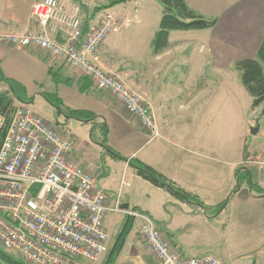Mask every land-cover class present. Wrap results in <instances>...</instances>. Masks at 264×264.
<instances>
[{"label":"crops","instance_id":"1","mask_svg":"<svg viewBox=\"0 0 264 264\" xmlns=\"http://www.w3.org/2000/svg\"><path fill=\"white\" fill-rule=\"evenodd\" d=\"M39 1L0 0V34L39 31L32 16L33 5ZM85 1L63 0L67 10L82 20L83 32V6L91 18L96 7L107 3L101 0L104 3L91 9ZM210 1L214 3L211 11L204 14L197 8L198 0H186L198 15L216 19L215 27L171 32L167 48L157 53L152 43L162 16L153 27L148 26L147 11L153 0H132L102 11L88 22L89 30L105 13H112L130 17L132 28L148 31L140 93L152 109L158 137L145 130L113 96L94 89L89 78L46 50L0 44V69L5 78L23 85L32 99L30 104L17 100L18 104L28 106L73 142L74 159L97 177L99 187L109 196V206L122 209L106 218L109 241L116 239L125 225L129 217L126 211L135 210L153 219L183 258L213 255L224 264H242L225 251L230 232L237 231L243 237L248 233L246 239L251 249H256L251 264H264V170L247 164L250 157L264 153V103L253 106L254 99L236 69L237 63L257 57L264 40V0ZM134 28L111 34L97 55L104 69L123 80L127 78L119 54L123 41L133 42L129 36ZM55 38L62 41L65 35ZM180 68L185 73L177 78ZM43 94L55 95L67 109L92 113L96 119H68ZM2 96H13L6 82H0ZM257 110L260 118L251 114ZM256 124L259 131L254 134ZM105 141L127 161L109 153ZM134 160L203 206L144 179L131 166ZM139 224L134 219L127 239L134 238ZM149 264H156L153 254Z\"/></svg>","mask_w":264,"mask_h":264},{"label":"built area","instance_id":"2","mask_svg":"<svg viewBox=\"0 0 264 264\" xmlns=\"http://www.w3.org/2000/svg\"><path fill=\"white\" fill-rule=\"evenodd\" d=\"M32 16L39 31L0 34V44L48 51L159 136L148 102L98 63L101 46L111 34L129 28V18L105 13L97 26L84 33L82 20L67 10L63 0L35 3ZM60 34L65 35L62 41L55 38ZM0 141V247L24 264L97 262L108 248L106 218L122 209L109 206L97 177L74 159L73 142L26 105L9 118L0 114ZM248 164L264 170V153L251 157ZM126 213L139 221L156 264H224L214 256L183 258L153 219L135 210Z\"/></svg>","mask_w":264,"mask_h":264},{"label":"trees","instance_id":"3","mask_svg":"<svg viewBox=\"0 0 264 264\" xmlns=\"http://www.w3.org/2000/svg\"><path fill=\"white\" fill-rule=\"evenodd\" d=\"M132 0H107L106 4L96 7L93 11V15L90 18L88 9L83 6L85 10V29L84 33L88 31V22L97 14L104 10L114 8L119 5L126 4ZM163 9V15L160 22L159 31L157 32L154 41L152 43V48L155 53L161 52L167 48L169 42V35L174 31H191V30H207L216 26V19H206L198 15L194 10H192L186 0H156ZM236 69L241 75V80L249 94L253 97V106L255 108L259 107L264 103V40L258 51L257 57L251 60H245L236 64ZM0 82H6L11 87V92L16 100L23 104H30L31 98L28 97L25 87L17 82L11 81L2 74L0 69ZM56 110L59 114H63L66 118L77 119L79 121L87 122L94 121L96 115L83 112V111H72L67 109L63 102L55 95L43 94L42 95ZM13 106V101L8 96L0 97V114L9 118L11 114L15 111ZM264 115V110L262 112ZM1 142V141H0ZM105 148L111 153L115 158L127 161L126 158L120 154L113 151L105 141ZM131 166H133L138 174L144 179L152 182L153 184L166 188L172 192L177 197L193 202L199 206L203 204L192 198L189 194L183 190L177 188L172 182L167 180L165 177L158 174L152 168L144 165L139 161H130ZM134 228V218L128 217L125 225L121 229L117 242L112 250L111 255L107 264H114L121 254L128 236ZM0 264H24L18 257L7 253L0 247Z\"/></svg>","mask_w":264,"mask_h":264},{"label":"rangeland","instance_id":"4","mask_svg":"<svg viewBox=\"0 0 264 264\" xmlns=\"http://www.w3.org/2000/svg\"><path fill=\"white\" fill-rule=\"evenodd\" d=\"M153 1L155 4L153 3L150 7H148L149 11H147L149 27H153L155 23L157 22V20L160 18V16L163 15V10H162V7L160 8V4L156 0H153ZM85 2L88 3L92 7L91 9H93V7H95L96 5H99L100 2L102 1L101 0H86ZM213 4L214 3L210 0L209 1L198 0L197 8L201 12L206 14L211 11V7L213 6ZM76 5L77 4H75L74 7ZM114 15L116 17L123 18V16L120 17L116 14ZM127 18H129L131 21L130 27L127 28L123 32L114 33V34H124L125 32L132 31V29L134 28V26L133 28L131 27L133 25V21L130 17H127ZM137 29H139V31H137ZM147 35H148L147 30L146 31L142 30L141 28L136 26L133 30V34L129 36L131 39H133L132 40L133 42H131L128 39L123 41L122 46L124 48L120 51L119 60H118L120 62V67L123 68L124 74L126 75V78H127V80H124V81L127 83V85L129 84L128 86L133 91L138 93L139 95H141L140 91H141V80H142V69H143L142 56L147 55L146 54L147 53L146 52V39H145L147 38ZM184 73H185V69L180 68V70H178V77L177 76L176 77L181 78ZM134 87L136 88V90L134 89ZM11 99L14 103L15 108L21 106L20 104H18V101L15 99L14 96H12ZM248 107L249 106L246 105V108ZM263 107L264 105L262 106V109ZM249 110L247 112V117H249L250 115ZM257 111L251 112L254 118H260V112H259L260 110L258 112ZM231 114H232L231 118H234L235 114L233 113ZM257 125L258 124H256V126ZM256 126H253L252 128H256ZM249 159H251V157ZM251 167H254V166H251ZM247 235L248 233H245L243 237V235H240L237 231L236 232L231 231L229 243L225 247L226 254L229 255L230 257H233L234 259L241 262L242 264L253 263L254 254L256 253V249H253V248L251 249L250 241L249 239H246ZM116 242H117V238L115 239L113 237V240L112 241L110 240L108 243L107 252L97 262L90 263V262L83 261L81 263L82 264H107L109 260V256L111 255ZM123 250H122L123 252L122 255H120L118 261H116V264H149L152 261L153 253L152 254L150 253L151 250L149 246L147 245L146 241L144 240L143 236L141 235L139 227H138L137 233L134 236V238L130 240L127 239ZM210 256H213V255H210Z\"/></svg>","mask_w":264,"mask_h":264},{"label":"water","instance_id":"5","mask_svg":"<svg viewBox=\"0 0 264 264\" xmlns=\"http://www.w3.org/2000/svg\"><path fill=\"white\" fill-rule=\"evenodd\" d=\"M258 131H259V125H257L256 128H253V129H252V133H254V134H257ZM125 209H126V210L129 209V205H125Z\"/></svg>","mask_w":264,"mask_h":264}]
</instances>
